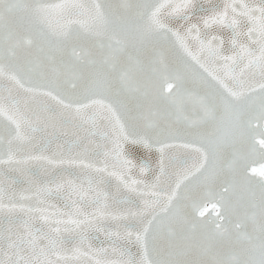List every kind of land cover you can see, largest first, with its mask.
I'll list each match as a JSON object with an SVG mask.
<instances>
[{
	"label": "snow or ice",
	"instance_id": "1",
	"mask_svg": "<svg viewBox=\"0 0 264 264\" xmlns=\"http://www.w3.org/2000/svg\"><path fill=\"white\" fill-rule=\"evenodd\" d=\"M257 158L264 0H0V264H264Z\"/></svg>",
	"mask_w": 264,
	"mask_h": 264
},
{
	"label": "water",
	"instance_id": "2",
	"mask_svg": "<svg viewBox=\"0 0 264 264\" xmlns=\"http://www.w3.org/2000/svg\"><path fill=\"white\" fill-rule=\"evenodd\" d=\"M52 2L55 3L57 0H52ZM124 152L125 155L137 165V168L133 170L134 173L138 171L141 165H143L149 168V171L145 174L144 178L148 181H151L154 178L156 171H158V162L160 159V153L156 147L149 148L145 147L143 144L127 142L124 145ZM262 163H264V161L257 158L253 166L259 168ZM207 214L215 215L210 206Z\"/></svg>",
	"mask_w": 264,
	"mask_h": 264
}]
</instances>
